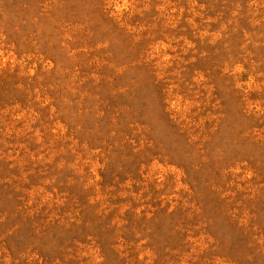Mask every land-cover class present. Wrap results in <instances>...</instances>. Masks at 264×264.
Segmentation results:
<instances>
[{
  "label": "rangeland",
  "instance_id": "374dc122",
  "mask_svg": "<svg viewBox=\"0 0 264 264\" xmlns=\"http://www.w3.org/2000/svg\"><path fill=\"white\" fill-rule=\"evenodd\" d=\"M0 264H264V0H0Z\"/></svg>",
  "mask_w": 264,
  "mask_h": 264
}]
</instances>
